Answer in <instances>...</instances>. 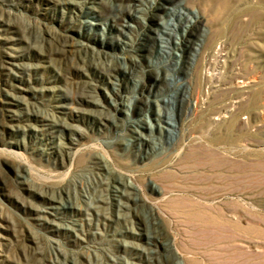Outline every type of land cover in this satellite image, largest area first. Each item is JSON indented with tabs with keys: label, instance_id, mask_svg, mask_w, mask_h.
<instances>
[{
	"label": "rangeland",
	"instance_id": "1",
	"mask_svg": "<svg viewBox=\"0 0 264 264\" xmlns=\"http://www.w3.org/2000/svg\"><path fill=\"white\" fill-rule=\"evenodd\" d=\"M150 1L129 7L127 0H0V264H176L181 254L174 245L186 241L185 226L179 216L156 215L152 205L166 212L162 197L178 193L161 195L145 184L157 188L165 183L168 161L176 166L177 155L209 146V133L231 139L224 147L211 146L219 151V166L236 174L223 201L238 207L235 220L248 231H240V237L255 240L250 249H258L254 264H264V0H186L189 12L196 10L199 18L187 29L188 42L178 39L172 47L181 56H169V64L154 53L152 37V30L170 20L169 11H140L133 20L127 15L123 23L131 29L109 25L113 14L133 12ZM172 60H178L175 67ZM197 61L210 78L179 72L181 65L193 71ZM118 65L130 73L117 72V79L109 75ZM166 70L190 82L189 101L180 113L176 106L171 109L178 131L184 130L180 148L148 124L154 123L152 113L162 109L159 100L167 87L174 89L172 79L163 81ZM157 83L165 89L153 96L147 88ZM214 114L224 116L210 125ZM143 117L147 124L129 125ZM60 180L58 186L40 184ZM125 180L137 188L124 186ZM70 202L75 208H62ZM155 234L159 241L151 237ZM189 252L181 253L191 259Z\"/></svg>",
	"mask_w": 264,
	"mask_h": 264
},
{
	"label": "bare ground",
	"instance_id": "2",
	"mask_svg": "<svg viewBox=\"0 0 264 264\" xmlns=\"http://www.w3.org/2000/svg\"><path fill=\"white\" fill-rule=\"evenodd\" d=\"M139 0H127L128 5L130 7V3L133 2L132 6L135 5V3ZM142 1V0H141ZM159 1V0H158ZM226 1V0H225ZM186 0H161L159 3L157 2L154 4V2L151 0L148 5L142 8H134L133 12L130 10L127 12L122 13L121 15L118 14H113L110 16V21L109 25L110 26H118V25H124L126 28L131 29L130 23H123L124 17L129 16L132 20L135 18H138L137 12L144 11L147 12V14H154L152 13L155 11L156 8L162 9V11H169L171 18L168 22H165L162 25V28H156L152 30L154 32V36H152L156 41V49L154 50V53L157 55H161V57L164 58V61L168 63L169 56L173 55L175 57H180L181 55L173 52L171 49L175 44H178V39H180L181 42H188V39H186L187 35V29L191 26L192 23H194L197 18H199L196 10H190L192 14L190 15L189 12V7L188 4L186 3ZM224 2V0L222 1ZM229 2V1H228ZM125 3V1H124ZM225 3V2H224ZM227 3V2H226ZM147 15V16H148ZM155 15V14H154ZM148 18V17H147ZM158 18V17H157ZM142 19V18H141ZM128 22V21H127ZM199 25V24H198ZM118 28V27H117ZM139 28V27H138ZM124 29V28H123ZM151 29V28H150ZM177 29L181 30L180 36L179 33L177 32ZM194 29H196L194 27ZM147 30V29H146ZM151 31V30H150ZM191 31V30H190ZM196 31V30H195ZM125 32V31H124ZM197 32V31H196ZM193 33V32H192ZM199 33V32H198ZM194 34V33H193ZM197 34V33H196ZM151 35V34H150ZM200 35V34H198ZM198 37V36H197ZM147 38V37H146ZM152 38V39H153ZM193 38V37H192ZM211 39V38H210ZM141 40V39H140ZM146 40V39H145ZM65 39L60 40V44L62 45L64 43ZM137 41V40H136ZM190 41V40H189ZM193 41V40H192ZM199 41V39H198ZM202 41V39H201ZM212 41V39H211ZM210 41V44H211ZM146 42V41H145ZM194 42V41H193ZM129 44L127 41L124 42ZM202 43V42H201ZM218 43V42H217ZM226 43V42H225ZM137 44L139 46L145 45L141 41H138ZM196 44V43H195ZM66 45V44H65ZM152 44L147 43V47L145 48L146 50H150ZM185 45V44H184ZM187 45V44H186ZM208 45V44H206ZM212 45V44H211ZM209 46V45H208ZM60 47V46H59ZM63 47V46H62ZM190 47V46H189ZM195 47V46H193ZM201 47V46H200ZM205 47V46H204ZM207 47V46H206ZM205 47V48H206ZM184 48V46H183ZM197 48V47H196ZM221 48V47H220ZM219 48V49H220ZM226 48V47H225ZM59 49V48H58ZM57 49V50H58ZM182 49V48H181ZM192 49V48H191ZM204 49V48H203ZM212 49V48H211ZM215 49V48H214ZM223 49V47H222ZM220 49L222 52L223 50ZM53 50V49H52ZM63 49L59 50L60 52ZM141 50V49H138ZM185 50V49H183ZM58 51V53H59ZM136 51V50H135ZM190 51V50H189ZM204 51V50H203ZM208 51V50H207ZM206 52V51H205ZM214 52V51H211ZM230 52V51H229ZM139 53V52H138ZM197 53V49H196ZM201 53V52H200ZM203 53V52H202ZM208 53V52H207ZM144 54V53H143ZM211 55L213 53H210ZM219 54V53H218ZM148 55V54H147ZM189 55V54H188ZM191 55V54H190ZM193 55V54H192ZM195 55V52H194ZM197 55V54H196ZM200 55V54H199ZM204 55V54H203ZM217 55V54H216ZM222 55V54H221ZM143 56V55H142ZM220 56V55H219ZM160 57V56H159ZM204 57L207 58V55L205 54ZM203 57V58H204ZM214 58V56H212ZM218 57V55H217ZM225 57V56H224ZM223 57V59H224ZM131 58V57H130ZM148 58V63L153 64L152 59L149 58V56H146ZM184 58V57H182ZM195 58V57H194ZM194 58L192 57L190 60L191 62L188 65H191V63L194 61ZM201 60V57H198ZM204 58L205 60H207ZM216 58V57H215ZM214 58V59H215ZM219 57V61H220ZM142 59V57H141ZM175 59V58H174ZM179 59V58H178ZM188 59V58H187ZM196 59V58H195ZM212 60V59H209ZM217 60V59H216ZM121 61V60H120ZM127 61V60H126ZM173 61V60H172ZM188 61V60H187ZM199 61V60H198ZM197 61V62H198ZM204 61V60H203ZM139 62V61H138ZM184 62V61H183ZM195 63V66H193V71H191V66H185L181 65L179 67V72L184 73L185 76H188L192 73L195 72V74L200 75L201 77L203 76L202 74H205L207 78H210L207 76L205 72L202 73L200 69V63ZM208 62V61H207ZM206 62V63H207ZM211 62V61H210ZM121 63V62H120ZM123 63V61H122ZM132 63V62H131ZM136 63V61L134 62ZM156 63V62H155ZM154 63V64H155ZM173 67H175L178 63V60H174L173 62ZM181 63V62H180ZM194 63V62H193ZM209 63V62H208ZM215 64L214 62H212ZM218 63V60H217ZM228 63V62H227ZM124 64V63H123ZM160 64V63H159ZM165 64V63H164ZM169 64V63H168ZM134 66L136 64H133ZM221 65V64H220ZM223 65V64H222ZM132 66V65H131ZM139 66V65H138ZM204 66V64H203ZM206 66V65H205ZM204 66V67H205ZM209 66V64H208ZM167 67V66H166ZM203 67V68H204ZM219 67V66H218ZM165 68V67H164ZM178 68V67H177ZM206 68V67H205ZM213 68V67H212ZM133 69V68H132ZM171 70L173 68H170ZM208 69H211L209 67ZM218 69V68H217ZM108 70V69H107ZM229 69H227L228 71ZM100 71V70H99ZM207 71V70H206ZM230 71V70H229ZM117 72H128L130 73V69L127 70L123 66H116L112 67L108 74L117 79ZM171 72V71H170ZM212 72V71H211ZM232 72V71H230ZM112 73V74H111ZM213 73H218V72H213ZM220 73V72H219ZM235 73V72H234ZM194 74V75H195ZM233 74V73H232ZM239 74V73H238ZM236 73V75H238ZM217 75V74H216ZM235 75V74H234ZM235 75V76H236ZM196 76V75H195ZM203 76V77H204ZM229 76V74H228ZM234 77L233 75H231ZM134 78V77H133ZM199 78V76H198ZM206 78V79H207ZM214 78V77H213ZM172 79L173 88L167 87L165 90V95L160 98V105L158 102V105L162 107L158 108V110L154 111L152 115H155L153 117L154 123L150 122L149 128L150 130L156 129L160 133L164 132L166 135V140H164L166 143H169L172 145V147H177L180 148L182 145V141L184 139V130L182 131L181 128L178 131V126L177 123L175 122L173 111L171 110L175 106L177 107L178 113L181 112V106L184 102H188V96H189V86L190 82L189 80L186 79H174L171 74L165 71V75L163 77L164 80ZM237 79H239L237 77ZM158 77L155 76L154 81L158 82ZM203 79H201L202 82ZM209 80V79H208ZM233 80V79H232ZM205 81V80H204ZM214 81V80H213ZM240 81V80H238ZM160 82V81H159ZM244 82V80H243ZM200 83V82H199ZM215 83V82H214ZM245 83V82H244ZM243 83V85H244ZM116 83L113 82V89L115 91L116 96H120V93L118 92L119 89L115 85ZM159 83L156 84L155 87H149L148 93H150L153 96L159 95V92L165 89L162 88ZM199 85V84H198ZM197 85V86H198ZM246 85V84H245ZM155 86V85H154ZM217 86V85H215ZM235 86H233L234 88ZM242 87V85L240 86ZM144 88V87H142ZM194 88V87H193ZM199 88V87H198ZM218 88V87H217ZM237 88V87H236ZM239 88V87H238ZM197 89V88H196ZM240 89V88H239ZM238 89V90H239ZM234 91V90H233ZM237 91V90H236ZM235 91V92H236ZM240 91V90H239ZM245 92V91H243ZM242 92V93H243ZM139 93V92H138ZM137 94V93H136ZM141 94V93H140ZM195 94V93H194ZM203 94V93H202ZM229 95V94H228ZM122 96V95H121ZM221 96V95H220ZM77 97V96H76ZM82 95L78 96V98H81ZM84 97V96H83ZM144 97V96H143ZM227 97V96H226ZM230 97V96H229ZM142 98V97H141ZM145 98V97H144ZM202 98V97H201ZM219 98V97H218ZM138 99L137 95H133L132 97V102H135ZM203 99V98H202ZM226 99V98H225ZM230 100V99H229ZM86 101V100H85ZM149 99L146 97L143 99V103L148 105ZM153 101V100H152ZM158 101V100H157ZM214 101V100H213ZM215 102V101H214ZM155 103V102H153ZM217 103V101H216ZM189 104V103H188ZM222 104V103H221ZM233 104V103H232ZM123 105L127 108H129V105L127 103H123ZM146 105V106H147ZM212 106V104H210ZM139 106V105H138ZM156 106V105H155ZM144 107V105H143ZM210 107V106H209ZM213 107V106H212ZM228 107V106H226ZM233 107V106H232ZM141 109V107H139ZM149 108V106H148ZM156 108V109H157ZM173 108V110H174ZM184 108V107H183ZM197 108V107H196ZM217 108V107H216ZM220 108V107H219ZM222 108V107H221ZM225 108V106H224ZM229 108V107H228ZM226 108V109H228ZM145 109V108H144ZM209 109V108H207ZM240 109V108H239ZM212 110V109H211ZM221 110V109H219ZM218 110V111H219ZM230 110V109H229ZM128 115V113L123 109ZM139 110L138 112H140ZM222 111V110H221ZM207 112V111H206ZM217 112V110H216ZM220 112V111H219ZM218 112V113H219ZM143 113V112H142ZM213 113V112H211ZM215 113V112H214ZM207 114V113H206ZM205 114V115H206ZM222 114V112H221ZM233 114V113H232ZM203 115V113H202ZM212 115V114H211ZM215 115V114H214ZM217 115V114H216ZM215 115V116H216ZM130 116V114H129ZM128 116V117H129ZM143 116V115H142ZM178 116V115H177ZM185 116V115H184ZM224 116V115H223ZM221 115H217V117H212L209 118L210 120V125L213 123H216L221 121ZM231 116V115H230ZM140 117V116H139ZM202 117V116H201ZM6 118V117H5ZM203 118V117H202ZM151 120V119H150ZM130 121V120H129ZM146 123L147 121L143 117L142 120L137 121V120H132L129 125H132L134 127L140 126V123ZM180 122V120H178ZM185 122V121H184ZM209 122V121H208ZM207 122V123H208ZM223 122V121H222ZM235 120H231L229 123V127L231 128L234 125ZM182 123V122H181ZM206 123V122H205ZM221 123V122H220ZM65 124H63L64 126ZM183 125V124H182ZM181 125V126H182ZM204 125V124H203ZM128 126V125H126ZM133 127V128H134ZM185 127V126H184ZM202 127V126H201ZM209 127V126H208ZM67 128V127H66ZM130 129V128H129ZM143 130V129H142ZM213 130V129H212ZM211 131V130H210ZM207 133V132H206ZM209 133V131H208ZM210 135L207 137L208 144L209 146H197L195 147L192 152H188L189 155H177L179 156V159L176 162L178 165H174V161H168L167 165H169L173 170L167 171L165 173L166 175L163 180L165 183L162 182V185H158L157 188H154L152 184L149 182L145 184V188H149L152 191L156 189L161 195L163 194H168L177 192L178 194L174 197H171L170 195L163 198L162 197V203L166 207L167 211L163 212V208H161L159 205H157L154 201L155 204H153V208H155V213L156 215H163V213H167L168 215L173 214L174 216H179L181 221L178 223H182L185 226L184 231L187 239L182 245H174L176 247V250L178 253L181 254V258L178 259V262L176 264H202L207 263V264H254L256 261L254 260V252L253 250H258V249H253L250 250L251 247H253V243L255 240H252L248 237H240V231L242 232L244 230L245 233L248 231L246 229H241L239 228L238 222L235 220L237 213L239 212L238 207L235 204H230L226 201V203L223 201V197L227 196L228 194H231L232 189H230V183H232L236 179V174L233 169H222L219 166V163L217 161V158L219 157V151L214 149L211 146L215 147H224V143L228 142L231 140L228 136H217L215 133H209ZM139 135V134H138ZM154 135V134H152ZM174 139L171 140L173 137ZM200 136V135H199ZM202 136V134H201ZM204 136V135H203ZM138 137V136H137ZM152 137V136H151ZM186 137V136H185ZM154 138V137H153ZM164 139V137H162ZM155 139V138H154ZM153 139V141H154ZM159 139V137H158ZM201 140V139H200ZM149 141H152V138L149 139ZM204 141V139H203ZM202 141V142H203ZM118 143V142H117ZM155 143V141H154ZM204 143H207L204 141ZM203 143V144H204ZM158 144V143H157ZM201 144V143H200ZM207 144V145H208ZM129 145V144H128ZM155 145V144H154ZM165 145V144H164ZM156 146V145H155ZM111 147V146H110ZM121 147V146H120ZM151 147V146H150ZM154 147V146H153ZM192 148V146H190ZM170 148V147H169ZM231 148V147H230ZM229 148V150H230ZM107 149V148H106ZM156 149V148H155ZM163 149V148H162ZM188 149V147H187ZM223 149V148H221ZM228 149V148H227ZM168 150V149H167ZM150 151V150H149ZM232 151V150H231ZM230 152V151H227ZM148 153V151L145 149L144 153H141L144 157ZM184 153V152H183ZM187 153V151H186ZM231 153V152H230ZM175 154V153H174ZM161 156V155H160ZM83 157V156H82ZM79 159V162H83L84 158ZM94 157V156H93ZM90 158V157H89ZM100 158V157H95ZM171 158V156H170ZM175 159V161H176ZM173 160V159H172ZM94 161V158H93ZM92 162V161H91ZM99 160H96L95 163L99 164ZM106 163V162H105ZM104 163V164H105ZM166 163V162H165ZM94 164V163H93ZM103 164V162H102ZM101 164V165H102ZM168 166V167H169ZM119 167V166H118ZM161 167V166H160ZM163 167V166H162ZM161 167V170H162ZM165 167V166H164ZM169 167V168H170ZM103 168V167H102ZM157 168V167H156ZM100 169V168H99ZM98 169V170H99ZM120 169V168H119ZM158 169V168H157ZM122 170V169H121ZM166 170V169H165ZM104 171V170H103ZM109 171V170H108ZM123 171V170H122ZM126 171V170H125ZM128 171V170H127ZM131 171V170H130ZM98 172V171H97ZM124 172V171H123ZM132 172V171H131ZM106 173V171H105ZM125 173V172H124ZM129 174V172H127ZM133 173V172H132ZM115 174V173H114ZM120 174V173H119ZM131 174V173H130ZM103 175V174H102ZM129 176V175H128ZM127 176V177H128ZM133 176V175H132ZM98 177V176H97ZM104 177V176H103ZM162 177V176H161ZM134 178V177H133ZM159 178V177H155ZM154 179V178H153ZM108 180V179H107ZM113 180V179H112ZM111 180V181H112ZM121 180V179H120ZM156 180V179H155ZM97 181V180H96ZM105 181V180H104ZM126 181V180H125ZM149 181V180H148ZM63 182V181H62ZM100 182V181H99ZM110 182V181H109ZM114 182H118V180H114ZM123 182V181H122ZM156 182V181H155ZM60 181H41L40 184L51 186V185H60ZM101 183V182H100ZM105 183V182H104ZM121 183V182H120ZM99 184V183H97ZM107 184V183H105ZM104 184V185H105ZM122 184V183H121ZM103 185V184H102ZM124 186L126 187H132V188H137L135 183L133 181H126L123 183ZM101 186V185H100ZM122 186V185H121ZM52 188V187H51ZM62 188V187H61ZM115 188V187H114ZM140 188V187H139ZM50 189V188H49ZM48 190V189H47ZM122 190V189H121ZM98 191V190H97ZM110 191V189H109ZM116 191V190H115ZM120 191V190H119ZM45 192H47L45 190ZM52 192V191H51ZM108 192V191H107ZM106 192V193H107ZM125 193V192H124ZM130 193V192H129ZM50 195V193H48ZM102 194V193H101ZM105 194V193H103ZM112 194V193H111ZM53 195V194H52ZM121 195V194H120ZM101 196V195H100ZM107 196V195H106ZM126 196V195H125ZM160 196V195H159ZM55 197V196H54ZM115 198V197H114ZM136 198V197H134ZM53 199V198H51ZM62 199V198H61ZM97 199V198H96ZM130 199V198H129ZM137 199V198H136ZM135 199V200H136ZM147 199V198H146ZM145 200V199H144ZM98 201V200H97ZM74 202V201H73ZM103 202V201H102ZM112 202V201H111ZM123 202V201H120ZM52 203V202H51ZM105 203V201H104ZM102 203V204H104ZM153 203V202H152ZM161 203V204H162ZM234 203V202H233ZM144 204V203H143ZM51 205V204H49ZM52 206V205H51ZM56 206V205H54ZM53 207V206H52ZM58 207V206H57ZM77 207V206H76ZM81 207V206H80ZM97 207V206H96ZM122 207V206H121ZM120 207V208H121ZM59 208V207H58ZM62 208L65 209H73L75 208V205L70 203H65ZM95 208V207H94ZM55 209V208H54ZM165 209V210H166ZM60 210V209H59ZM58 210V211H59ZM82 210V209H81ZM94 210V209H93ZM60 212V211H59ZM100 214V213H99ZM103 214V213H102ZM167 216V215H166ZM169 217V216H168ZM96 218V217H95ZM103 217H101L102 219ZM175 218V217H174ZM106 219V218H105ZM172 219V216L170 220ZM167 222V221H166ZM177 223V224H178ZM94 224V223H93ZM165 224V223H164ZM170 224V222H169ZM89 225V224H88ZM175 225V223L173 224ZM172 226V225H171ZM153 229V228H152ZM171 231V228L169 229ZM111 231V230H110ZM118 233V232H117ZM153 234V233H151ZM180 234V233H178ZM121 236V234L119 235ZM124 236V235H122ZM147 237V236H146ZM154 238V240L159 241V236L157 234L151 236ZM148 238L150 236L148 235ZM182 239V237H181ZM116 241V240H115ZM114 241V242H115ZM258 241V240H257ZM113 242V243H114ZM178 242H181L178 240ZM118 243V242H117ZM170 243V242H169ZM183 243V242H182ZM164 244V243H163ZM115 245V243H114ZM153 245V244H152ZM169 245V244H168ZM257 245V243H256ZM170 247V246H169ZM173 247V248H174ZM120 249V248H119ZM165 249V248H164ZM171 249V248H170ZM118 250V249H117ZM185 250H190L192 254L191 259H187L184 256H182L181 252H184ZM115 251V249H114ZM260 251V250H259ZM117 252V251H116ZM166 252V251H165ZM189 252V253H190ZM134 253V252H133ZM168 253V252H167ZM171 254V253H170ZM188 255V254H187ZM189 255V256H190ZM163 256V255H162ZM117 258V257H116ZM164 258V257H163ZM119 259V258H118ZM173 260V258H172ZM54 261V260H53ZM118 262V261H117ZM50 263V262H49ZM55 263V262H54ZM125 264V263H124Z\"/></svg>",
	"mask_w": 264,
	"mask_h": 264
}]
</instances>
